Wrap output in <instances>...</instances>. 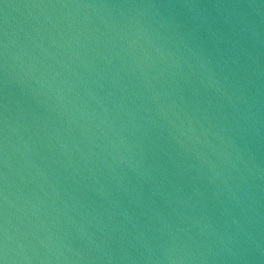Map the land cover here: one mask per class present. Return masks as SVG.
Wrapping results in <instances>:
<instances>
[{
	"label": "water",
	"instance_id": "water-1",
	"mask_svg": "<svg viewBox=\"0 0 264 264\" xmlns=\"http://www.w3.org/2000/svg\"><path fill=\"white\" fill-rule=\"evenodd\" d=\"M0 264H264V0H0Z\"/></svg>",
	"mask_w": 264,
	"mask_h": 264
}]
</instances>
